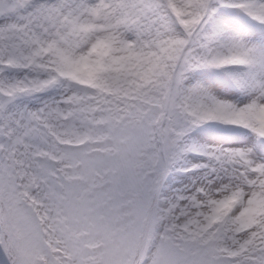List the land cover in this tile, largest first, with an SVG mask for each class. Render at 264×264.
<instances>
[{
	"label": "rangeland",
	"instance_id": "1",
	"mask_svg": "<svg viewBox=\"0 0 264 264\" xmlns=\"http://www.w3.org/2000/svg\"><path fill=\"white\" fill-rule=\"evenodd\" d=\"M89 2L53 0L46 6L41 3L32 5L33 15L23 22V25L28 22L29 26L17 35L31 46L18 49L16 45L8 48L11 35L7 29L20 24V20L13 14L0 12V34H6L8 38L7 41L0 39V61L13 57L20 58L22 63L26 59L35 61L41 49L38 53L34 51L51 45L41 43L48 37L55 47L50 55L36 63L58 64L62 72L76 75L71 81L73 84L67 82L59 87L53 103L50 98L46 104L34 106L31 109L34 113L25 111L20 103H14L11 120L25 117L27 121L21 129L24 134L35 135L43 142L41 144L51 143L46 133L47 125L56 132L61 128L63 134L57 133L62 138L76 141L88 132L89 118L111 119L117 116L122 123L116 130L110 128L113 145L117 146L119 135L125 137L118 157H110L111 151L104 154H87L88 151L64 154L71 161L83 160L84 157L89 159L79 169L73 168L67 173L66 179H71L70 182L55 179L53 175L59 169L54 166H43V172L47 171L51 179L38 178L39 175L35 174L33 178L37 184L40 185V179L43 182L39 191L27 181L25 176L31 173L24 168H37L34 157L44 146L21 148L15 159L8 148L0 153V191L6 201V218L12 229L13 246L19 255L17 264H111L106 249L93 252L92 248L102 240L106 230L111 234V242L118 234L116 253L120 254V264H133L131 256L140 244L137 234L145 205L150 200L154 201L157 211L154 209L152 212L148 229L151 235L141 248V263L149 257L147 264H236L226 260L218 251L219 244L214 237L219 232L224 233L222 236L220 233L218 240L228 253L253 255L256 249L264 247V141L257 137V131L264 130V78H261L264 32H255L252 26L234 20L225 27L221 24L223 18L218 15L207 27H200L199 35L191 38L188 34L183 35L174 24L172 3L169 5L165 0H97V4L91 7V16L87 17L84 7ZM208 3V0H185L191 18L195 20L204 16ZM47 9L50 12H46ZM48 14L52 16L51 20H48ZM59 14L54 20L53 15ZM82 25L92 28L94 36L80 55H73L71 51L77 44L88 40L78 33ZM47 33L52 34L49 36ZM220 36L224 39L217 44ZM97 42L110 45V50H107L112 54L110 59H104L100 51L95 55L89 52L91 47L96 48ZM184 42L188 43L186 50H191L190 57L187 52L184 56L191 71L184 70L181 79L191 97V109L196 111L204 126L211 122V126L220 131H199L188 141L183 139L179 148L189 142L203 156L179 157L178 172H169L159 185L153 169L164 140L160 141L161 135L152 126L153 111L140 101L133 105L113 101L107 104L110 109L106 108V114L102 115L101 97L86 95L74 83L91 82L100 88L110 89L115 96L164 103L171 92L172 73ZM18 50L22 53L19 54ZM230 53L243 54L254 64L240 74L231 70L226 72L240 79L238 83L242 91L239 93L226 89L209 76L198 74L193 68L192 58L210 62L211 57ZM74 58L82 60L88 71L75 70ZM33 69L34 72L26 75L35 81L45 82L51 75L36 67ZM14 83L23 85L27 82L25 76L22 79L20 74L4 72L0 77V90H9ZM51 103L54 104L53 113L46 109V105ZM81 108L88 109V113L81 114ZM72 112L83 117L85 123L80 120L79 123L66 122L64 117ZM39 114L45 124L34 120ZM208 116L214 117L206 118ZM240 119L245 121L247 131L243 136L235 137L230 134L234 128L228 123ZM180 121L183 119L176 117L175 124ZM13 161L22 167L15 170ZM192 166L196 168L192 176L180 175L179 169ZM109 167L114 171L104 175L103 171ZM94 173H99V176ZM76 176H81V179H75ZM22 184L27 186L25 190L29 196L20 190ZM95 184L99 187L93 188ZM147 189H151L150 192ZM229 196L243 200L242 212L241 206L235 212L236 206L226 205ZM128 200L132 201L131 204L126 203ZM159 215L164 220L158 219L153 223ZM215 219L218 221L212 225ZM220 225L225 228L221 230ZM191 226L196 233L203 234L211 226L212 231L202 242H193L192 236L175 240L179 237L177 228ZM244 227L251 230L239 233ZM161 230L166 240L159 238L154 246L151 241ZM1 245L0 235V260L8 264ZM57 247L67 249L63 256L54 252ZM41 256L46 257V263L41 261ZM258 259L244 264H257Z\"/></svg>",
	"mask_w": 264,
	"mask_h": 264
},
{
	"label": "bare ground",
	"instance_id": "2",
	"mask_svg": "<svg viewBox=\"0 0 264 264\" xmlns=\"http://www.w3.org/2000/svg\"><path fill=\"white\" fill-rule=\"evenodd\" d=\"M247 203H248V200H247Z\"/></svg>",
	"mask_w": 264,
	"mask_h": 264
}]
</instances>
